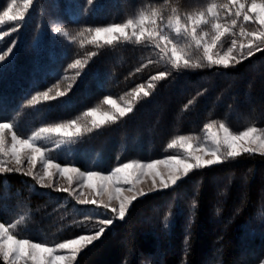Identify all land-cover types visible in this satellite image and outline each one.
Instances as JSON below:
<instances>
[{"label": "trees", "instance_id": "obj_1", "mask_svg": "<svg viewBox=\"0 0 264 264\" xmlns=\"http://www.w3.org/2000/svg\"><path fill=\"white\" fill-rule=\"evenodd\" d=\"M264 1V0H262ZM229 0H0L20 22L0 39V122L16 131L70 120L91 127L86 113L105 108V97L129 100L134 111L91 132L82 129L58 161L106 172L129 161L178 153L169 147L200 136L208 125L233 131L264 128V44L236 53L227 67L209 65L193 46L194 68L174 67L155 42L120 38L93 42L97 27L123 24L153 9L163 17L206 12ZM173 9L176 11L173 12ZM18 16V17H19ZM250 30L254 24H246ZM130 37V36H129ZM5 42V44H4ZM15 42V43H14ZM9 46L12 48L8 52ZM80 64L76 67V61ZM182 63V62H181ZM159 72L163 79L152 80ZM143 87L149 95H136ZM51 90V91H49ZM66 95L44 101L42 94ZM37 97V101H32ZM189 101L192 103L189 104ZM64 191L40 186L25 172L0 173V220L27 238L63 241L89 231L87 206ZM264 261V153H242L192 169L175 185L136 198L75 264H258ZM0 264H7L0 254Z\"/></svg>", "mask_w": 264, "mask_h": 264}, {"label": "snow or ice", "instance_id": "obj_2", "mask_svg": "<svg viewBox=\"0 0 264 264\" xmlns=\"http://www.w3.org/2000/svg\"><path fill=\"white\" fill-rule=\"evenodd\" d=\"M15 3V0H13ZM32 3V0H24V4L27 7ZM91 4L92 0H88ZM230 5H235V12L231 13L235 17L243 16V20L246 22L257 23L262 30L258 32L250 33V39L248 45L240 44L241 58H243V51H247V54L251 56L253 54L252 48L255 47L256 50H260L258 44H253L252 38L259 41V44H264V2L257 3V0H251L250 7H246L241 0H229ZM12 5H9L11 8ZM216 6L213 5L208 8L206 12H199L197 15H189L187 17V22L181 24V17L176 15L174 18H169L168 26L173 27L177 36L181 33L190 37L194 41L195 47L197 49H203V60H206L209 65L225 66L227 67L231 60L235 59L232 56L233 48H229L224 55H218L213 52V49L217 47L218 42L221 41L227 33L232 31V27L236 26L237 20L232 19L230 26H222L219 23H214L218 19V13L213 9ZM226 8L228 6H225ZM176 10L173 9V12ZM209 14L211 19H209ZM4 17H7L10 21L20 22L24 19L23 16L9 15L7 11L4 12ZM3 18L0 17V20ZM163 17L155 9L152 10L149 16H141L138 23H134L133 20H128L126 24H112L108 27H97L95 28V36L93 37V42L104 40L107 44H112L120 38L129 39L134 37L137 41L143 39L145 41H153L156 47L160 49L163 56H166L171 60L174 67L183 68H194L200 67L202 65H193L190 62V56L185 48L179 46L174 42V38L166 35L165 32L160 28L158 21L162 20ZM211 24L212 28L215 29V34L212 36L211 41L204 39L201 35L199 29L202 25ZM131 29V37H129L128 30ZM243 31V30H242ZM103 34V35H102ZM15 43V42H14ZM233 46L236 45V41L233 40ZM11 51V49H9ZM187 57V58H186ZM4 60V56H0V61ZM182 62V63H181ZM80 64L77 60L76 67ZM165 72H159L157 76L152 77V80H159L165 78ZM51 91V90H49ZM136 95L139 96L141 93L144 97L149 95L148 91H144L143 87L135 90ZM66 92L57 91L56 96L53 97L49 95V92H44L42 94L44 101H51L54 99H59L64 97ZM33 101H37V97H33ZM107 104L111 105L113 110L100 113L99 118H97V109L90 108L84 115L86 117H92L91 127L87 124H79L76 120H70L66 124H57L53 127H42L37 131H34L28 138H21L15 131V126L8 121L0 122V154L11 155L14 158L16 167H6L2 161H0V173L4 172H20L21 165L25 163V157L22 156V151L27 149V163L30 166L27 175H32V169L37 165L38 158L44 160V154L46 149L38 146V142L49 135H62L65 137L79 136L82 129L87 132H91L93 128H100L102 124L109 121H116L120 118L125 117L134 111L132 106L121 107L116 104V102L111 97H105ZM192 102L189 101V104ZM211 128V125H208ZM219 127L223 129V135L217 133L211 134V140L214 145L213 148H204L202 151L210 155L212 158L205 159L203 155H191L189 159H178L177 157H169L165 161H152L147 164H142L139 162L122 164L116 167L109 175H101L96 172L81 173L77 168H70L67 166L61 167L60 164H53L52 161H44V173L40 177L41 180L46 176L50 180L56 173H53L49 169L55 168L59 175H66L68 173L78 174L77 183H88L92 184L93 179L99 182V188L103 189L106 187L107 182L111 181L114 185L122 182L123 184L132 185L134 180L140 179L144 174L145 169H154L159 163H170L175 161L174 172L169 176L172 185H175L181 176L177 173H183L187 175L190 170L198 169L206 166H212L222 163L227 158H235L240 156L242 153H256L264 150V136L257 135L256 128H247L245 131L233 134L230 132L229 128L224 124H220ZM10 133L11 140V151L10 153L5 151V137ZM179 143L181 148L186 151L190 149L188 140L185 137H180L179 140H174L169 147H173ZM252 145H256L253 147ZM223 149V151H221ZM194 161V162H190ZM131 170V171H129ZM159 173H153V184H155V176ZM69 182L73 180L72 176H68ZM161 188H168L170 185L167 181L161 177ZM67 191V189H64ZM117 194L119 189H116ZM140 195H145L141 193ZM136 199V197H124L121 199L120 207L118 211L119 219H123L126 215V208L130 205L131 201ZM82 203H92L96 204V201H82ZM107 209V205H104ZM115 212V210H113ZM114 223V219L108 218L100 222L98 230L92 235H79L75 239L66 240L63 243L55 245V247H48L44 244L34 242L28 239H18L15 235L11 234L9 226L4 223H0V254L3 256V260L7 264H17L18 261H23V264H64V262L72 261L76 258L77 253H79L85 246L92 245L97 239H99L107 230L109 226ZM69 250L71 252L70 256L57 255L56 250Z\"/></svg>", "mask_w": 264, "mask_h": 264}, {"label": "rangeland", "instance_id": "obj_3", "mask_svg": "<svg viewBox=\"0 0 264 264\" xmlns=\"http://www.w3.org/2000/svg\"><path fill=\"white\" fill-rule=\"evenodd\" d=\"M260 2H264V1L257 0V3H260ZM241 3H244L246 7H250L251 0H241ZM213 5L216 6L213 10L218 13V19L213 21L214 23H219L222 26H230L232 19L237 20L236 26L232 27V31L230 33H227L224 37H222L221 41L218 42L217 47H215L213 49V52L215 54H218V55H224V53H226L229 48H233V52L231 55L236 56V53L241 52V49L239 47L240 44L248 45L249 39H250L249 34L253 33V32H258L262 29L258 25V22L252 23V24H254V26L251 30H250V28H248V26H245L246 24H249V22L244 21L243 16H240L237 18L234 15H232L231 13L235 12L236 6L230 5L229 2L225 5H222L221 7H219L217 4L212 3L211 6H213ZM225 6H228V7L226 8ZM7 12L9 13V15L19 16L18 14L20 13V9L18 7L12 6L11 8H9L7 10ZM149 15L150 14H142V15H140L134 19H130V20H133L134 23H138L141 16H149ZM195 15H197V14H195ZM195 15H192V16H195ZM1 17L3 19L0 20V25H7V24H11L13 22V21L8 20L7 17H4V15H2ZM209 19H211L210 14H209ZM185 22H187V19L183 20V21L181 20V24H184ZM126 23L127 22H125L123 24H126ZM158 24H159L160 28L165 32L166 35L173 37L174 42L177 43L179 46L185 48L187 50L189 56L191 55V53L193 51V46H195V44H194V41H192L190 37L186 36L183 33H181V35L177 36L174 28L168 26V21L163 20V21H160ZM108 26H110V25L103 26V27H108ZM103 27H101V28H103ZM14 29H15V26H11V27H9V29H5L4 32L1 31L0 32V39H3L4 36H6V35H10ZM199 31H200L201 35L204 36V39L209 41V42L211 41L212 36L215 34V29L212 28L211 24L202 25L200 27ZM128 33H129V36L131 37V29L128 30ZM94 36H95V29L92 31V37L91 38L93 39ZM233 40L236 41L235 46H233V43H232ZM252 40H253V44H257L259 42L255 38H252ZM99 41H104V40L101 39ZM4 44H5V42H4ZM9 49H12V48L9 46ZM9 49H8V52H9ZM112 99L116 102L117 105H119L121 107L133 106V103L130 102L129 100L118 101L115 98H112ZM95 109H97V118H99L100 113L113 110L112 106L109 104H107L105 106V108H99L98 107ZM89 118L91 121L92 117H89ZM77 123H79V122H77ZM79 124H81V123H79ZM219 125L220 124H213V125H211V128L207 127L205 129L204 133L201 134L200 136H184L188 140L189 145H190V149L188 151H186L184 148H181L179 146V143H177V145L173 146V148L178 153H175L174 155H169V156H166L164 158L155 159V160H151V161L133 160V161L126 162L124 164L135 163V162L147 164V163H150L152 161H165L169 157H177L178 159L183 160V159H189L190 154L191 155H203L205 159H210L212 157L210 155L205 154L202 151V149H204V148L211 149L214 147L212 140H211V134L217 133L221 136L223 135V129H221L219 127ZM53 126H55V125L39 126L28 134H26L24 131H21V132L19 130L18 131L15 130V131L17 132V134L21 138L26 139L29 136H31V134L34 131H37L39 128L53 127ZM226 127H228V126H226ZM251 128H256V127H251ZM256 129H257V135L264 136V128H256ZM229 130L233 134L241 132V131H233L230 128H229ZM245 130L246 129H244L242 131H245ZM10 136H11L10 133H8L6 135L5 145H4L5 151L8 153H10V151H11ZM77 137L78 136L65 137L62 135L53 134V135L46 136L41 141H39L38 146L46 149V151L44 154V160H40L38 158V162H37L36 167L34 169H32V176L37 180V182L39 183L40 186L49 187V188H52L54 190H59V191H64V189H67V191H64L68 194L67 200L68 199L74 200L81 205L87 206V210H89V212L91 213V216H92V224L93 225L89 231L82 233L80 235H92V234H94L95 231L98 230V228L100 226V222L104 219L112 218V219H114V221L118 220L119 219V218H117L118 217V211H119L120 202H121L122 198H124V197H129V198L136 197V198H138V197L142 196V195H140L141 193L146 194V193H150L153 191L164 189V188H161V184H160L161 177H163L164 180L167 181L170 186H172L171 181L169 179V176L171 174H173V172H174L173 166L175 165V161H172L170 163H159L155 166L154 169H145L144 174L140 177V179L134 180L132 185L123 184L122 182H119L118 184L114 185L111 181H109V182H107L106 187L101 189V188H99V182L96 179H93L91 185H89L88 183H83V182L77 183L76 181L78 179V174L68 173L66 175H59L55 168L49 169L53 173H56L51 180L46 176L43 178V180H41L40 177L44 173L43 164H44V161H46V160L52 161L53 164H60L61 167L67 166L70 168H77V169H79V171L81 173L96 172V173H100L101 175H109L112 172V170H114L116 167L120 166V165L116 166L113 169L106 171V172L88 171V170H84V169H82L76 165L65 164V163H61L60 161H58L57 158H59L60 156L67 155V153H69L71 151V149L74 145V141L76 140ZM178 140H179V138L177 139V141ZM252 146L255 147L256 145H252ZM221 151H223V149H221ZM261 152L264 153V150H262ZM21 154H22V156L25 157V163L20 166L21 171L28 173L30 166L28 165L27 159H26L27 149H24ZM0 161H2L6 167H16L14 158H12L11 155L0 154ZM190 162H194V161L190 160ZM129 171H131V170H129ZM154 172L159 173V175L155 176V184H153V179H154L153 173ZM177 174L180 175L181 178H183L185 176L182 172L177 173ZM68 176L73 177V180L71 183L69 182ZM117 188L119 189L118 194L116 191ZM134 200L131 201L130 205L133 203ZM82 201H96V204L82 203ZM104 205L108 206L107 209H105ZM130 205L127 206L126 211L130 207ZM113 210H115V212ZM0 223H4V222H2L0 220ZM4 224L9 226L11 234L15 235L18 239L32 240L34 242L41 243V244H44L48 247H53V248L55 247V245H57L59 243H63L64 241H66V240L52 241V240H49V237H45V236H41L39 238L22 237L15 232V228L12 224H8V223H4ZM76 237L70 238V239H75ZM70 239H67V240H70ZM86 247L87 246H85L84 248H86ZM79 253H77L76 258L74 260H72L70 262L66 261V262H64V264H75ZM56 254L57 255L70 256L71 252L69 250L57 249ZM17 264H23V261H18ZM258 264H264V261H262Z\"/></svg>", "mask_w": 264, "mask_h": 264}]
</instances>
